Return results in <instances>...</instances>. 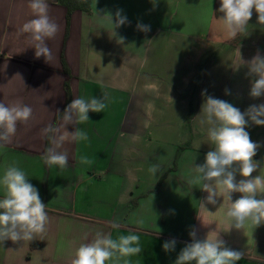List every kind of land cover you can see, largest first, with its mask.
Segmentation results:
<instances>
[{
  "label": "crops",
  "instance_id": "obj_1",
  "mask_svg": "<svg viewBox=\"0 0 264 264\" xmlns=\"http://www.w3.org/2000/svg\"><path fill=\"white\" fill-rule=\"evenodd\" d=\"M47 3L60 28L47 41L49 63L35 57L28 34L20 31L34 18L29 0H0V101L33 109V118L18 123L11 143L0 149V173L17 161L49 216L46 233L35 240L0 244V264H71L75 250L97 231L114 239L140 237L143 250L127 258L129 264H175L193 229L199 240L219 234L226 247L242 252L237 264H264V225L229 229L223 197L205 210L201 201L208 194L188 182L213 147L208 126L200 124L206 95L241 112L264 103V96L249 95L247 67L236 69L239 53L244 61L257 52L264 56V25L255 11L246 31L229 38L219 20L220 0H91V10L76 11L69 23L58 0ZM117 10L129 23L114 36L96 12L115 18ZM138 23L150 31L137 30ZM102 92L110 98L103 112L65 126L87 132L88 141L65 142L60 151L68 153V166L49 168L43 156L52 145L42 129L60 126L73 99H102ZM246 131L261 145L253 159L264 166V126L250 124ZM82 155L93 163L82 165ZM151 165L160 171L153 175ZM240 195L232 193L233 202ZM173 239L175 249L165 252L162 245Z\"/></svg>",
  "mask_w": 264,
  "mask_h": 264
},
{
  "label": "clouds",
  "instance_id": "obj_2",
  "mask_svg": "<svg viewBox=\"0 0 264 264\" xmlns=\"http://www.w3.org/2000/svg\"><path fill=\"white\" fill-rule=\"evenodd\" d=\"M29 8L34 18L24 23L20 31L28 34L31 47L35 49V57L43 56L49 63L53 57L47 41L56 37L59 25L49 16L47 0H29ZM218 11L223 13L219 20L229 38H235L246 31L253 11L257 14V22L264 25V0H220ZM121 12L117 10L115 18L110 14L103 17L96 14L98 18L108 20L115 36V28L129 23ZM137 30L147 33L150 26L138 23ZM117 42L123 44L124 40L119 38ZM239 60L236 69L247 67L246 75L252 78L250 97L255 99L264 96V56L257 52L250 61H244L239 53ZM226 94L230 93L226 90ZM109 102L107 92H102V99L77 97L65 108L60 126L49 124L42 129L52 145L43 156L49 168L58 166L63 169L68 166V153L60 151L65 142L89 139L87 132L79 127L68 132L65 126L88 122L89 112H103ZM199 116L200 124L208 126V140L213 145L205 156V162L194 166V175L188 181L189 184L199 185L208 194L201 201V208L207 210L205 204L215 206L217 198L223 197V201L228 204L224 215L229 229L242 230L245 226L255 229L264 225V166L253 159L261 145L253 142L246 131L250 124L264 126V103L250 105L246 111L241 112L225 100L206 95ZM32 118L33 109L29 105L19 101L11 104L0 101V149L11 143L18 123L27 124ZM79 162L91 165L93 160L82 155ZM258 169L259 175L253 176ZM159 171V165L149 167L153 175ZM237 174L242 177L239 181L236 179ZM28 178L17 161L6 163L0 173V191L3 193L0 198V244L7 240L13 243L31 242L47 231L49 216L46 205ZM232 193L241 195L233 202ZM134 222L144 224L143 218H137ZM119 226L116 222L112 224L113 228ZM189 235L192 242L180 251L175 264H237L242 259L243 253L226 247L219 234L214 237L207 235L205 239L199 240L193 229ZM175 245L173 239L166 241L162 247L165 252H170L175 249ZM142 250L140 237L136 234L119 235L114 239L111 233L97 231L90 242L80 244L75 250L71 264H119L121 260L129 264L127 258L140 255Z\"/></svg>",
  "mask_w": 264,
  "mask_h": 264
},
{
  "label": "trees",
  "instance_id": "obj_3",
  "mask_svg": "<svg viewBox=\"0 0 264 264\" xmlns=\"http://www.w3.org/2000/svg\"><path fill=\"white\" fill-rule=\"evenodd\" d=\"M58 2L63 5L67 10V22L69 23L70 17L76 11H86L89 12L91 10V0H86V2H82V0H58ZM65 71L67 68L65 67ZM69 94V92L67 91Z\"/></svg>",
  "mask_w": 264,
  "mask_h": 264
},
{
  "label": "rangeland",
  "instance_id": "obj_4",
  "mask_svg": "<svg viewBox=\"0 0 264 264\" xmlns=\"http://www.w3.org/2000/svg\"><path fill=\"white\" fill-rule=\"evenodd\" d=\"M152 43H155V42H152ZM151 48H153V47H151Z\"/></svg>",
  "mask_w": 264,
  "mask_h": 264
}]
</instances>
